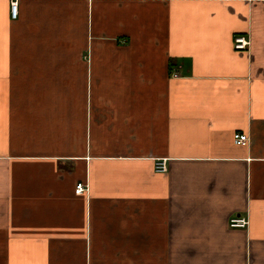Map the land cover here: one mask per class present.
<instances>
[{"label": "crops", "instance_id": "1", "mask_svg": "<svg viewBox=\"0 0 264 264\" xmlns=\"http://www.w3.org/2000/svg\"><path fill=\"white\" fill-rule=\"evenodd\" d=\"M0 264H264V0H0Z\"/></svg>", "mask_w": 264, "mask_h": 264}, {"label": "built area", "instance_id": "2", "mask_svg": "<svg viewBox=\"0 0 264 264\" xmlns=\"http://www.w3.org/2000/svg\"><path fill=\"white\" fill-rule=\"evenodd\" d=\"M161 1H166V0H161ZM10 17L11 19H16L17 17V3L16 2H12L10 4ZM248 47V41L241 36L235 37L233 40V48L236 51H245ZM176 77V76H174ZM233 143L236 146H244L248 143V136L247 135H243V134H235L233 135ZM154 171L155 173L158 174H165L167 172V166H166V162L165 161H158L155 164L154 167ZM87 191V187L83 184H78L75 187V194L77 195H81L84 192ZM248 225V222L246 219L243 218H231L229 219V227L233 228V229H244L246 228Z\"/></svg>", "mask_w": 264, "mask_h": 264}]
</instances>
